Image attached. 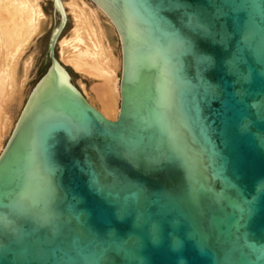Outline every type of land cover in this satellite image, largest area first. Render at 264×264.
Listing matches in <instances>:
<instances>
[{"label": "water", "instance_id": "1", "mask_svg": "<svg viewBox=\"0 0 264 264\" xmlns=\"http://www.w3.org/2000/svg\"><path fill=\"white\" fill-rule=\"evenodd\" d=\"M93 1L122 42L120 116L52 44L0 157V264H264V0Z\"/></svg>", "mask_w": 264, "mask_h": 264}, {"label": "bare ground", "instance_id": "2", "mask_svg": "<svg viewBox=\"0 0 264 264\" xmlns=\"http://www.w3.org/2000/svg\"><path fill=\"white\" fill-rule=\"evenodd\" d=\"M59 1L65 13V21L63 23L61 11L55 8L60 18V27L54 31L52 42L57 41L68 21V13L73 21V30L70 39L58 42L59 56L63 64L54 60L70 78V85L90 107L105 120L116 121L121 111L123 75V48L117 28L93 0ZM52 3L55 7L54 0ZM44 18L42 0H0V157L7 146L4 137L10 131V140L16 128L17 124L13 125V119L16 118L22 104V90L31 67L30 62L24 65V74L21 76L19 66L21 58L27 45L41 32L45 23ZM110 34L118 37L120 42L118 53L114 51ZM64 65L71 66L79 74L80 88L74 84L71 74ZM84 80L89 81V87L83 84Z\"/></svg>", "mask_w": 264, "mask_h": 264}, {"label": "rangeland", "instance_id": "3", "mask_svg": "<svg viewBox=\"0 0 264 264\" xmlns=\"http://www.w3.org/2000/svg\"><path fill=\"white\" fill-rule=\"evenodd\" d=\"M42 8L45 14V23L43 25V28L41 29V32L30 42L27 47L26 51L22 55L21 62H20V74L21 76L24 74V65L30 62V70L28 74V79L25 83V87L22 90V101L21 105L18 109V112L16 113V118L13 119V125H16L19 119V116L21 115L23 109L25 108V105L28 101V98L33 91V89L37 86V84L44 78V76L47 74L49 69L52 66V60L50 58V52L52 48V58L56 60V62H59L63 64L60 60V49L58 42L64 40V39H70V33L73 30V21L68 13V21L66 22L65 26L63 27L61 33L58 36V39L55 43L52 42V36L54 34V31L57 30L60 27V18L54 10V6L52 3V0H42ZM105 17V15H103ZM103 19V22L108 25V22ZM111 37V43L114 45V51L115 53H118L120 42L118 40L117 35L110 34ZM119 42V43H118ZM116 45V49H115ZM119 46V47H118ZM54 60V61H55ZM68 72L72 76V80L74 84L80 88L78 81L80 79L79 74L75 72L71 66L64 65ZM83 84L89 87V81L84 80ZM7 111V110H5ZM13 128V127H12ZM11 130V129H10ZM10 131L6 136L4 137V142L8 143L9 140Z\"/></svg>", "mask_w": 264, "mask_h": 264}]
</instances>
